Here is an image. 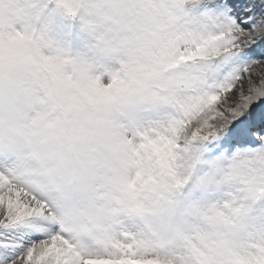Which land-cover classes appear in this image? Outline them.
Masks as SVG:
<instances>
[{
    "label": "snow or ice",
    "instance_id": "6c2138e0",
    "mask_svg": "<svg viewBox=\"0 0 264 264\" xmlns=\"http://www.w3.org/2000/svg\"><path fill=\"white\" fill-rule=\"evenodd\" d=\"M142 14L150 62L135 67L129 83L114 77L93 91L106 102L119 99L121 115L138 131V149L150 155L155 172L138 174L127 188L154 186L167 236L73 234L33 182L0 167V264H178L181 247L195 252L198 264H215L217 248L236 246L230 229L243 207L239 197L191 211L177 201L185 183L180 162L194 147L228 160L231 182L245 197H264V0H164ZM193 215L224 230L199 232ZM233 255L231 264H255Z\"/></svg>",
    "mask_w": 264,
    "mask_h": 264
},
{
    "label": "clouds",
    "instance_id": "9594fccd",
    "mask_svg": "<svg viewBox=\"0 0 264 264\" xmlns=\"http://www.w3.org/2000/svg\"><path fill=\"white\" fill-rule=\"evenodd\" d=\"M163 2L55 0L58 10L78 19L90 37L86 50L74 52L44 22L51 0H0V167L33 182L73 234H168L154 186L127 188L138 174L155 172L150 155L138 149V131L121 115L119 99L106 102L93 91L96 84L112 85L114 77L129 83L132 70L150 62L142 41V10ZM112 95L119 97V89ZM180 166L185 183L176 199L186 211L237 197L243 207L230 229L236 246L217 248L215 264H231L234 253L255 264L264 261V197H245L231 182L229 161L209 158L195 147ZM189 219L208 235L224 230L203 217ZM198 246L199 241L193 243ZM175 258L178 264L199 262L183 247Z\"/></svg>",
    "mask_w": 264,
    "mask_h": 264
},
{
    "label": "rangeland",
    "instance_id": "374dc122",
    "mask_svg": "<svg viewBox=\"0 0 264 264\" xmlns=\"http://www.w3.org/2000/svg\"><path fill=\"white\" fill-rule=\"evenodd\" d=\"M43 18L60 43L70 47L74 52L87 49L90 37L83 30L80 21L59 11L55 0H51ZM143 118L147 119L148 117L145 115Z\"/></svg>",
    "mask_w": 264,
    "mask_h": 264
}]
</instances>
